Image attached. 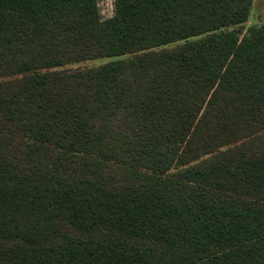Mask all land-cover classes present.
I'll return each mask as SVG.
<instances>
[{"label":"trees","instance_id":"trees-1","mask_svg":"<svg viewBox=\"0 0 264 264\" xmlns=\"http://www.w3.org/2000/svg\"><path fill=\"white\" fill-rule=\"evenodd\" d=\"M98 1L0 0V264H264L252 0Z\"/></svg>","mask_w":264,"mask_h":264},{"label":"rangeland","instance_id":"rangeland-1","mask_svg":"<svg viewBox=\"0 0 264 264\" xmlns=\"http://www.w3.org/2000/svg\"><path fill=\"white\" fill-rule=\"evenodd\" d=\"M99 14L103 18H107L112 13V0H99L98 1ZM264 24V0H252L251 9L246 22L243 24V31L250 26H257ZM108 61V59H100L87 61L77 65L70 66L71 68H84L94 67Z\"/></svg>","mask_w":264,"mask_h":264}]
</instances>
